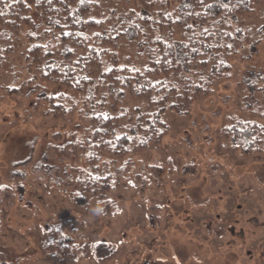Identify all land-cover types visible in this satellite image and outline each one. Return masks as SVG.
<instances>
[{"label":"rangeland","instance_id":"374dc122","mask_svg":"<svg viewBox=\"0 0 264 264\" xmlns=\"http://www.w3.org/2000/svg\"><path fill=\"white\" fill-rule=\"evenodd\" d=\"M232 58L230 80L190 113H167L160 143L119 161L101 154L97 166L83 149L49 157L52 131H63L62 146L78 126L40 114L25 120L28 102L0 88V188L15 200L0 206V264H264V152H245L224 133L240 119L264 122V45ZM1 66L12 71L9 61ZM105 165L116 177L112 216L72 181ZM45 221L64 226L71 253L42 250Z\"/></svg>","mask_w":264,"mask_h":264},{"label":"trees","instance_id":"16d2710c","mask_svg":"<svg viewBox=\"0 0 264 264\" xmlns=\"http://www.w3.org/2000/svg\"><path fill=\"white\" fill-rule=\"evenodd\" d=\"M259 45L264 0H0V88L28 102L25 120L40 114L78 126L62 146L63 131L50 134L47 155L61 161L67 150L83 149L97 166L101 154L119 161L160 143L169 111L190 113L195 100L232 78V57ZM224 133L245 152H264V122L240 119ZM115 178L105 165L72 181L112 216L119 211L109 198ZM8 188H0L7 193L0 206L15 202ZM44 224L42 250L71 253L64 226Z\"/></svg>","mask_w":264,"mask_h":264}]
</instances>
